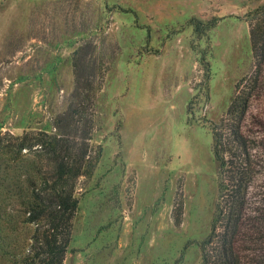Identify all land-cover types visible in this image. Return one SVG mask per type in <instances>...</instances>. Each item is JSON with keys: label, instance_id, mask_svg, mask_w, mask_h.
<instances>
[{"label": "rangeland", "instance_id": "374dc122", "mask_svg": "<svg viewBox=\"0 0 264 264\" xmlns=\"http://www.w3.org/2000/svg\"><path fill=\"white\" fill-rule=\"evenodd\" d=\"M251 22L264 31V0H0L1 137L52 130L73 101L77 52L91 84L100 157L76 185L63 264L200 263L220 195L212 128L241 82L253 89L243 124L254 142L238 239L252 263L264 224V61L253 59Z\"/></svg>", "mask_w": 264, "mask_h": 264}, {"label": "trees", "instance_id": "16d2710c", "mask_svg": "<svg viewBox=\"0 0 264 264\" xmlns=\"http://www.w3.org/2000/svg\"><path fill=\"white\" fill-rule=\"evenodd\" d=\"M249 28L253 59L259 67L264 61V31L260 23L251 22ZM76 55L73 101L55 118L52 130L0 136V255L13 264H63L78 204L76 185L80 178L92 175L100 157L99 150L92 153L90 144L91 84L81 77L82 57ZM241 85H236L220 124L212 128L220 195L210 232L199 243V264H245L238 238L253 177L249 159L254 141L243 123L253 89ZM261 235V247L252 251L251 264H264V224Z\"/></svg>", "mask_w": 264, "mask_h": 264}]
</instances>
